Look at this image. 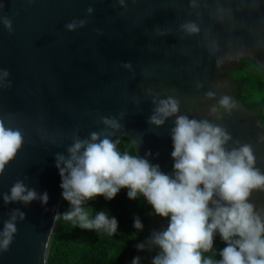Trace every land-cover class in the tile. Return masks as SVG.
Listing matches in <instances>:
<instances>
[{"label": "water", "instance_id": "1", "mask_svg": "<svg viewBox=\"0 0 264 264\" xmlns=\"http://www.w3.org/2000/svg\"><path fill=\"white\" fill-rule=\"evenodd\" d=\"M189 23L199 31L188 32ZM243 57L264 70V0H0V70L9 72H0V120L22 135L0 173V264H47L63 201L56 157H69L68 148L93 132L116 145L128 137L139 157L174 177L177 117L207 120L230 136L226 151L250 146L252 168L264 175V126L227 90L225 70ZM224 96L235 102L231 110L220 104ZM168 97L179 111L149 123ZM18 181L37 198L5 202ZM213 200L228 204L218 194ZM247 202L264 222V187L250 189ZM9 221L16 230L5 248Z\"/></svg>", "mask_w": 264, "mask_h": 264}, {"label": "clouds", "instance_id": "2", "mask_svg": "<svg viewBox=\"0 0 264 264\" xmlns=\"http://www.w3.org/2000/svg\"><path fill=\"white\" fill-rule=\"evenodd\" d=\"M92 11L88 9L89 13ZM85 23L84 20L73 21L66 28L72 31ZM183 27L190 33L199 31L192 23ZM124 67L131 68V64ZM0 72L4 77L9 76L7 70ZM207 95L213 96L214 93ZM154 103L157 102L154 100ZM220 104L229 110L236 106L229 96L222 97ZM178 111L177 99H160L149 123L162 125ZM104 123L113 128L120 127L115 119L105 117ZM172 139L174 177L143 157L119 152L111 139H100L98 133L93 132L90 140L77 139L68 148L69 157L61 154L56 157L62 196L72 206L63 213V220L78 223L82 229H105L110 234L115 233L118 228L116 217L100 211L90 218L83 205L98 196L111 200L121 189L127 188L130 199L142 194L156 214L170 216L167 229L153 233L150 238V243L161 249L152 264H264V222L253 213V205L247 202L250 189L264 187V175L252 168L251 147L244 145L228 152L223 146L230 136L223 128L184 115L177 117ZM21 143L20 131L6 128L0 120V173ZM214 194L228 204L213 200ZM36 198L37 192L27 189L22 181L15 183L10 195H4L5 202L23 201L25 204ZM40 199L47 203L48 193H43ZM210 201L215 204L214 208L209 207ZM23 215L20 213L21 218ZM15 218L13 216L12 220ZM54 219L60 220L61 215L57 214ZM134 227L143 228L138 217ZM15 230L14 223H5V248ZM217 230L227 242L220 252L222 259L216 262L202 260L200 250L212 248L213 234ZM144 248L143 243L137 245L138 250ZM132 264H140V257H134Z\"/></svg>", "mask_w": 264, "mask_h": 264}, {"label": "trees", "instance_id": "3", "mask_svg": "<svg viewBox=\"0 0 264 264\" xmlns=\"http://www.w3.org/2000/svg\"><path fill=\"white\" fill-rule=\"evenodd\" d=\"M226 75L231 87L229 95L254 109L264 126V70L251 57H243ZM116 148L121 153L137 155L128 137H122ZM71 207L63 198L59 210L61 219L57 220L50 240L47 264H132L137 256L140 257V264H152L153 258L160 254L161 249L150 243V238L153 233L167 229L170 216L156 214L142 194L138 193L135 199H130L128 189L124 188L111 200L98 196L84 203L90 218L100 211H105L109 217H116L118 228L112 234L105 229H82L78 223L63 220V213ZM137 217L143 224L142 229L134 227ZM141 243L145 248L138 250L137 245ZM226 246L227 242L217 230L213 234L212 248L200 250L202 260L219 261L222 259L220 252Z\"/></svg>", "mask_w": 264, "mask_h": 264}, {"label": "flooded vegetation", "instance_id": "4", "mask_svg": "<svg viewBox=\"0 0 264 264\" xmlns=\"http://www.w3.org/2000/svg\"><path fill=\"white\" fill-rule=\"evenodd\" d=\"M231 68H229V69H226L225 71L227 72V71H229ZM225 72V73H226ZM228 77V76H227ZM229 85H230V83H229ZM228 94H229V91H228ZM230 96V95H229ZM231 97V96H230ZM232 98V97H231Z\"/></svg>", "mask_w": 264, "mask_h": 264}, {"label": "rangeland", "instance_id": "5", "mask_svg": "<svg viewBox=\"0 0 264 264\" xmlns=\"http://www.w3.org/2000/svg\"><path fill=\"white\" fill-rule=\"evenodd\" d=\"M230 89H231V87H230V85H229L227 90L229 91Z\"/></svg>", "mask_w": 264, "mask_h": 264}]
</instances>
